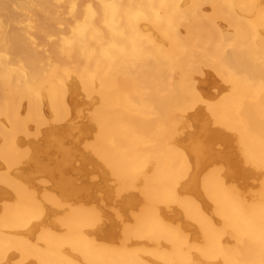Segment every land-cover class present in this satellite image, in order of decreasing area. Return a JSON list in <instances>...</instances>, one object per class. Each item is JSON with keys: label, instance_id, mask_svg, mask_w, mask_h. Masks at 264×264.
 <instances>
[{"label": "bare ground", "instance_id": "obj_1", "mask_svg": "<svg viewBox=\"0 0 264 264\" xmlns=\"http://www.w3.org/2000/svg\"><path fill=\"white\" fill-rule=\"evenodd\" d=\"M0 264H264V0H0Z\"/></svg>", "mask_w": 264, "mask_h": 264}]
</instances>
